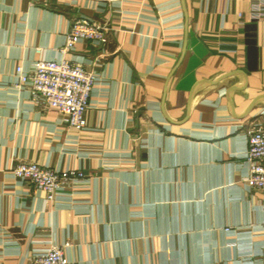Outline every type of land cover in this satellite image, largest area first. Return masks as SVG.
Here are the masks:
<instances>
[{"label":"crops","instance_id":"0c3cea01","mask_svg":"<svg viewBox=\"0 0 264 264\" xmlns=\"http://www.w3.org/2000/svg\"><path fill=\"white\" fill-rule=\"evenodd\" d=\"M79 17L107 41L62 52ZM39 57L96 72L83 128L14 86ZM251 118L264 124V0H0V264L51 244L70 264H264ZM20 160L84 179L50 201Z\"/></svg>","mask_w":264,"mask_h":264},{"label":"built area","instance_id":"2783aa9c","mask_svg":"<svg viewBox=\"0 0 264 264\" xmlns=\"http://www.w3.org/2000/svg\"><path fill=\"white\" fill-rule=\"evenodd\" d=\"M262 14L263 12H258ZM110 27L88 17L73 21L67 36L65 52L74 49L82 40H93L104 44ZM14 86L26 88L34 103L42 109L55 108L70 126L83 128L86 111L97 82V74L82 63L60 58H37L29 70L22 65L15 68ZM247 151L244 182L249 187L264 190V124L250 119L246 128ZM14 175L46 194L47 200H55L60 192L78 184L84 173L73 169L61 171L44 166L36 161L20 160L13 167ZM29 264H70L64 248L51 244L48 248L35 251Z\"/></svg>","mask_w":264,"mask_h":264}]
</instances>
